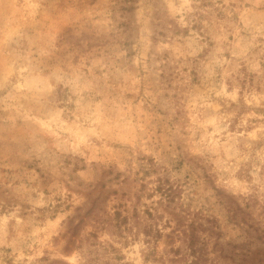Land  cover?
<instances>
[{
    "label": "rangeland",
    "instance_id": "374dc122",
    "mask_svg": "<svg viewBox=\"0 0 264 264\" xmlns=\"http://www.w3.org/2000/svg\"><path fill=\"white\" fill-rule=\"evenodd\" d=\"M0 264H264V0H0Z\"/></svg>",
    "mask_w": 264,
    "mask_h": 264
}]
</instances>
